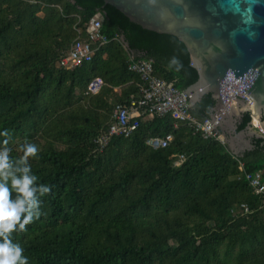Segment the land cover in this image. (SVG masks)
<instances>
[{
	"label": "trees",
	"instance_id": "1",
	"mask_svg": "<svg viewBox=\"0 0 264 264\" xmlns=\"http://www.w3.org/2000/svg\"><path fill=\"white\" fill-rule=\"evenodd\" d=\"M97 10L109 40L94 44L90 61L63 66L76 25ZM132 57L151 59L155 75L179 89L199 78L177 36L143 28L104 0H0V133H8L0 148L18 160L21 145L36 144L28 162L37 183L51 187L40 217L13 242L29 264H264V208L239 168L243 161L264 173L263 137L236 155L187 123L175 127L170 115L144 114L131 135L97 147L117 102L141 94ZM95 76L104 85L86 95ZM215 105L208 93L190 112L209 118ZM251 120L245 112L237 132ZM168 134L165 148L146 144Z\"/></svg>",
	"mask_w": 264,
	"mask_h": 264
},
{
	"label": "water",
	"instance_id": "2",
	"mask_svg": "<svg viewBox=\"0 0 264 264\" xmlns=\"http://www.w3.org/2000/svg\"><path fill=\"white\" fill-rule=\"evenodd\" d=\"M104 1L143 28L175 35L186 45L199 73L187 88V99L193 106L205 94L213 95L216 105L210 117L221 120L218 129L234 154L247 149L238 147L241 142L252 147V137L264 138L253 121L237 132V120L244 112H250L264 131V0ZM229 70L236 75L254 73L248 89L253 104L239 98L224 107L219 89Z\"/></svg>",
	"mask_w": 264,
	"mask_h": 264
},
{
	"label": "built area",
	"instance_id": "3",
	"mask_svg": "<svg viewBox=\"0 0 264 264\" xmlns=\"http://www.w3.org/2000/svg\"><path fill=\"white\" fill-rule=\"evenodd\" d=\"M104 13L97 10L85 27L76 25L78 36L73 40L61 59V64L67 68L81 66L84 62L90 61L96 51L94 44L102 45L109 39L102 31V18ZM130 71L141 76L143 85L139 97H131L124 102H117L111 118V123L105 132L99 135L95 142L100 149L104 148L113 136H129L139 126V116L148 114L150 117L170 115L174 119V126L180 123H187L196 132L201 133L205 138H216L222 143H227L222 132L218 129L221 120L215 115L214 118L197 119L190 112L192 104L186 96L187 89H179L172 82H168L154 73V65L151 59L130 58L127 62ZM255 79L252 71L242 75H236L229 70L221 80L219 94L224 107L231 106L234 100L244 99L247 103L253 104V98L248 89ZM104 85L101 76H95L85 90L86 95L97 94ZM259 132L264 131L255 124ZM172 134L166 136H150L146 144L154 150L169 146L172 141ZM184 158V155H181ZM239 168L249 182L254 195L261 200V207L264 208V173L261 170L247 171L243 161H239ZM244 212L251 211L247 203H242Z\"/></svg>",
	"mask_w": 264,
	"mask_h": 264
},
{
	"label": "clouds",
	"instance_id": "4",
	"mask_svg": "<svg viewBox=\"0 0 264 264\" xmlns=\"http://www.w3.org/2000/svg\"><path fill=\"white\" fill-rule=\"evenodd\" d=\"M0 134L8 135L6 130ZM21 150L23 156L13 160L9 148H0V264H29L24 248L13 242L11 234L24 231L40 217V197L51 191L50 186L37 183L39 178L28 162L38 154L36 144L25 143Z\"/></svg>",
	"mask_w": 264,
	"mask_h": 264
},
{
	"label": "flooded vegetation",
	"instance_id": "5",
	"mask_svg": "<svg viewBox=\"0 0 264 264\" xmlns=\"http://www.w3.org/2000/svg\"><path fill=\"white\" fill-rule=\"evenodd\" d=\"M244 113H245V112H244ZM244 113H243V114H244ZM243 114L241 115L240 118H238L237 123H239V121L241 120ZM251 121H252V120H251ZM231 132H232V129H231ZM238 147H242L243 149H245V148H252V147H248V145L245 143V141L241 142V143L239 144ZM243 152H244V151H243Z\"/></svg>",
	"mask_w": 264,
	"mask_h": 264
},
{
	"label": "bare ground",
	"instance_id": "6",
	"mask_svg": "<svg viewBox=\"0 0 264 264\" xmlns=\"http://www.w3.org/2000/svg\"><path fill=\"white\" fill-rule=\"evenodd\" d=\"M254 122V124H257L258 123V121H257V119L256 118H254V120H253Z\"/></svg>",
	"mask_w": 264,
	"mask_h": 264
},
{
	"label": "crops",
	"instance_id": "7",
	"mask_svg": "<svg viewBox=\"0 0 264 264\" xmlns=\"http://www.w3.org/2000/svg\"><path fill=\"white\" fill-rule=\"evenodd\" d=\"M244 151V150H243ZM243 151H239L240 153H242Z\"/></svg>",
	"mask_w": 264,
	"mask_h": 264
},
{
	"label": "rangeland",
	"instance_id": "8",
	"mask_svg": "<svg viewBox=\"0 0 264 264\" xmlns=\"http://www.w3.org/2000/svg\"><path fill=\"white\" fill-rule=\"evenodd\" d=\"M254 120V118H252V121ZM254 122V121H253Z\"/></svg>",
	"mask_w": 264,
	"mask_h": 264
}]
</instances>
